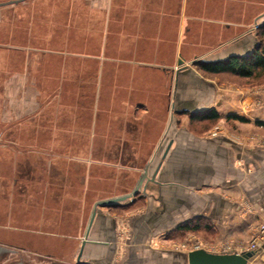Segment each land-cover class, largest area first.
<instances>
[{"label": "crops", "instance_id": "0c3cea01", "mask_svg": "<svg viewBox=\"0 0 264 264\" xmlns=\"http://www.w3.org/2000/svg\"><path fill=\"white\" fill-rule=\"evenodd\" d=\"M261 16L264 0H20L1 9L0 133L14 140L0 142L9 236L53 240L62 252L79 244L84 264H117L129 243L143 244L147 264H185L150 242L202 218L213 219L219 243L247 239L264 220V151L258 142H177L172 119L215 110L264 122V85H218L191 66L250 56Z\"/></svg>", "mask_w": 264, "mask_h": 264}, {"label": "rangeland", "instance_id": "374dc122", "mask_svg": "<svg viewBox=\"0 0 264 264\" xmlns=\"http://www.w3.org/2000/svg\"><path fill=\"white\" fill-rule=\"evenodd\" d=\"M7 1L10 0H0V3ZM7 6H9V4L0 5V8L3 10L4 8H7ZM263 20L264 16H261L255 20L251 26L256 40L258 41V45H260L262 49L264 48ZM191 66L193 69V74L197 76L198 79H211L218 85H225L228 87H258L264 85V72H261L253 77L245 78L234 75L230 72H206L200 68L199 61L196 60L192 62ZM257 106H259L258 101ZM199 117V115H195L193 117L186 112L174 113L172 121L177 127V142H258L257 153H263L264 126L261 124L252 126L248 124H241L238 121H234L232 119L222 120L221 118H217L215 120H209L200 119ZM190 135L197 138L190 139ZM223 138H227L228 140H224ZM0 142H14V140L12 139L11 134L6 130L0 133ZM163 144L164 142H162L160 145V151L162 150ZM237 160L238 161L236 165H245V159L242 158ZM245 170L250 172L253 170V168L248 167ZM1 181L2 180H0V191L5 192L8 188V184L7 182L3 183ZM3 194L4 195L2 196L6 199V194ZM3 207L4 205L1 204L0 208ZM129 207V210L125 211L116 209L114 212L117 214H123L125 212L131 211V209H135L133 207ZM4 212V209L0 210V245L17 250L25 264H84L83 261H78L77 258L79 244H64L65 251L62 252V244L53 240L32 244V242L25 241L24 238L21 237V239H23L21 240L22 242H16L13 236H9L8 227L2 225L3 221L6 223ZM262 221L263 220H259L256 223L257 225L255 231H253L250 236L248 235L249 237H247V239L240 240L241 242L239 243H219V231L216 229L213 219L202 218L199 221L200 227L198 229H177L176 231L168 234V237L172 238L173 241H169V238H160L151 241L150 245H152L154 248H175L177 250L178 260H182L184 263L185 254L195 249H205L214 253L235 254L236 252H234V250H226H232V248L234 249L239 246H244L247 248L252 240L256 237L259 225L262 223ZM195 223V221L191 222L192 225ZM245 233L246 232L242 230V236L245 237ZM228 244H232V246H228ZM141 245L143 244L140 243L139 245L135 243H129L128 247L126 248V252L124 253V258L122 257L123 260L117 259V264H122V261L126 262L125 264L149 263L150 260L146 258L148 255H143V252L146 251V248ZM259 257L260 259H258V261L251 262L250 264H264V256L259 255Z\"/></svg>", "mask_w": 264, "mask_h": 264}, {"label": "trees", "instance_id": "16d2710c", "mask_svg": "<svg viewBox=\"0 0 264 264\" xmlns=\"http://www.w3.org/2000/svg\"><path fill=\"white\" fill-rule=\"evenodd\" d=\"M200 68L206 72L219 73L230 72L240 77H253L261 72H264V48L260 45L257 46L255 51L250 56H232L225 61L219 62H199ZM200 119L215 120L219 117V114L212 110L210 113L199 115ZM241 120H245L244 117L235 116ZM264 125V122H258ZM199 223L183 224L178 229H198Z\"/></svg>", "mask_w": 264, "mask_h": 264}, {"label": "water", "instance_id": "95a60500", "mask_svg": "<svg viewBox=\"0 0 264 264\" xmlns=\"http://www.w3.org/2000/svg\"><path fill=\"white\" fill-rule=\"evenodd\" d=\"M20 0H10L1 2L0 5L19 2ZM155 180V178H151ZM112 201L110 200L109 203ZM84 245V243H83ZM253 255L251 251H242L235 254L214 253L205 249L191 250L185 254V264H247V260ZM0 264H25L19 252L15 249L0 245Z\"/></svg>", "mask_w": 264, "mask_h": 264}, {"label": "built area", "instance_id": "2783aa9c", "mask_svg": "<svg viewBox=\"0 0 264 264\" xmlns=\"http://www.w3.org/2000/svg\"><path fill=\"white\" fill-rule=\"evenodd\" d=\"M245 251H251L254 254H260L261 256H264V220L259 225L256 237L252 240Z\"/></svg>", "mask_w": 264, "mask_h": 264}]
</instances>
